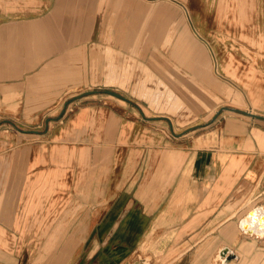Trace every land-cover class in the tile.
<instances>
[{"label":"rangeland","instance_id":"obj_1","mask_svg":"<svg viewBox=\"0 0 264 264\" xmlns=\"http://www.w3.org/2000/svg\"><path fill=\"white\" fill-rule=\"evenodd\" d=\"M199 1L0 0V21L44 26L46 47L65 44L84 62L90 50L120 51L135 72L121 88L88 86L83 62L79 83L49 109L0 112V169L12 172L8 158L25 142L16 135L48 131V165L62 168L48 204L34 193L24 203L0 194V264H200L194 256L210 253L192 245L193 153L215 145L230 118L264 126V0ZM84 106H111L120 119L106 165L80 162L81 151L105 141L69 140L71 116ZM89 125L78 133L102 130ZM67 243L71 255L61 252ZM220 256L201 264H221Z\"/></svg>","mask_w":264,"mask_h":264},{"label":"crops","instance_id":"obj_2","mask_svg":"<svg viewBox=\"0 0 264 264\" xmlns=\"http://www.w3.org/2000/svg\"><path fill=\"white\" fill-rule=\"evenodd\" d=\"M197 3L203 8L207 0ZM61 23L68 24L69 21L62 20ZM33 25H9L0 21V112L49 109L61 97L64 87L79 83V64L84 62L82 56L72 54L75 50L59 42L46 47L44 26ZM124 36L127 37V34ZM193 54L192 62H195ZM101 55L92 50L85 54L81 74L83 85L121 88L127 82L128 75L135 73L132 62L120 51H105ZM197 57L199 62L198 52ZM111 108L99 106L96 110L84 106L71 116L69 123L72 122L75 132L70 141H105L101 149L98 146L90 147L89 154L81 151V163L84 158L104 165L108 163L115 138L114 125L120 122ZM227 121L215 145L193 153L187 212L192 245L199 248L209 246L210 252L203 251L204 254L194 256V263L201 264L214 251H219L221 264H264V126L237 117ZM91 123H99L102 130H88L83 135L80 127L84 125L90 129ZM77 127L81 130L79 133ZM61 135L57 134L58 138ZM49 136V131L35 139L16 135L25 142L16 146L8 158L12 172L5 171L8 168L0 169V177L13 178V188L10 183L0 184L3 202L6 198L3 194L7 193H19L21 203L31 198L33 193L34 201H37V195L40 201L44 198L46 204L52 200L53 191L58 189L59 178L55 174L62 168L48 165L51 161L47 151ZM20 176L24 182L18 178ZM171 197L177 198V192ZM6 211L1 206L0 220L6 217ZM249 220H252L253 227L260 224L263 229H244L241 223L245 222L244 227H250L247 223ZM58 237H65V234ZM70 251L68 243L61 250L71 255Z\"/></svg>","mask_w":264,"mask_h":264},{"label":"bare ground","instance_id":"obj_3","mask_svg":"<svg viewBox=\"0 0 264 264\" xmlns=\"http://www.w3.org/2000/svg\"><path fill=\"white\" fill-rule=\"evenodd\" d=\"M220 7V6H219ZM223 8V7H222ZM186 9V8H185ZM186 13H187V11H186ZM193 42V41H192ZM196 43V42H195ZM197 45V44H196ZM189 46V45H188ZM191 47H192V45H191ZM190 48V47H189ZM191 49V48H190ZM193 51V50H192ZM193 53H195V66L196 65H198V63H196V62H198V57H197V51L196 52H194L193 51ZM193 57H194V54H193ZM248 225H250V227H244L246 224H245V222H242L241 223V226L244 228V229H246V230H252V231H261L263 228H260V224L259 225H255L254 227H253V225H252V220H249L248 222ZM258 223H261V222H258ZM258 223H256V224H258ZM226 255V254H225ZM225 257V256H224Z\"/></svg>","mask_w":264,"mask_h":264},{"label":"water","instance_id":"obj_4","mask_svg":"<svg viewBox=\"0 0 264 264\" xmlns=\"http://www.w3.org/2000/svg\"><path fill=\"white\" fill-rule=\"evenodd\" d=\"M231 110H233V109H231ZM244 113H246V114H248V115H250V116H252V115H255L254 113H250V112H245V111H243ZM223 253V252H222ZM144 262H145V260H140V263L141 264H144ZM133 264H138V262H133Z\"/></svg>","mask_w":264,"mask_h":264}]
</instances>
